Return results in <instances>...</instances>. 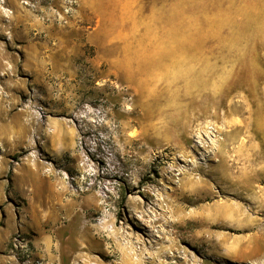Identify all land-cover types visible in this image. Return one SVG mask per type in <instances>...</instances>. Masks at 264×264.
<instances>
[{
	"label": "rangeland",
	"instance_id": "rangeland-1",
	"mask_svg": "<svg viewBox=\"0 0 264 264\" xmlns=\"http://www.w3.org/2000/svg\"><path fill=\"white\" fill-rule=\"evenodd\" d=\"M0 264H264V0H0Z\"/></svg>",
	"mask_w": 264,
	"mask_h": 264
},
{
	"label": "bare ground",
	"instance_id": "bare-ground-1",
	"mask_svg": "<svg viewBox=\"0 0 264 264\" xmlns=\"http://www.w3.org/2000/svg\"><path fill=\"white\" fill-rule=\"evenodd\" d=\"M207 206H209V205H207ZM227 207V206H226ZM238 209V208H237ZM236 210V209H235ZM234 210V211H235ZM227 209L224 207V206H222L221 204H215V205H213L212 207L210 206V208L209 207H205V206H202V207H200V210L197 212H195L193 215H194V217L196 218V219H198V221H199V223H203L204 225H209L210 227H215V226H217L216 224H218L219 222H229V223H233V224H238V223H235V221L234 220H232L233 219V217H234V215L233 214H235L234 213V211L233 210H228L227 212ZM238 211H240V210H238ZM224 214L225 215H227V216H224ZM229 214V215H228ZM242 220V219H241ZM202 224V225H203ZM239 224H240V221H239ZM203 228V227H202ZM204 232H205V229H204V231L202 232V234H204ZM249 239V238H248ZM219 241V240H218ZM233 241H235V240H233ZM232 241V242H233ZM243 241V240H242ZM248 241V240H247ZM219 242H221V240L219 241ZM240 242H241V240H240ZM234 243V242H233ZM219 244H221V243H219ZM241 244H243V242L242 243H240V246H241ZM230 245H234V244H230ZM263 245V244H262ZM224 246V245H223ZM238 246H239V242H238ZM238 246H236V247H238ZM249 248H250V246H249ZM226 250H228L227 248H225ZM234 249V248H233ZM240 249H241V247H240ZM231 251V250H230Z\"/></svg>",
	"mask_w": 264,
	"mask_h": 264
}]
</instances>
